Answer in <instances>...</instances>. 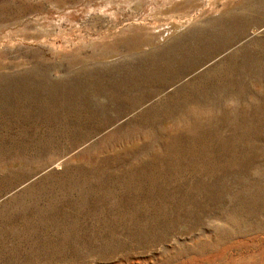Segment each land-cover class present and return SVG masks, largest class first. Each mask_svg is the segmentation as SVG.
I'll return each instance as SVG.
<instances>
[{
    "label": "rangeland",
    "instance_id": "374dc122",
    "mask_svg": "<svg viewBox=\"0 0 264 264\" xmlns=\"http://www.w3.org/2000/svg\"><path fill=\"white\" fill-rule=\"evenodd\" d=\"M0 264H264V0H0Z\"/></svg>",
    "mask_w": 264,
    "mask_h": 264
}]
</instances>
